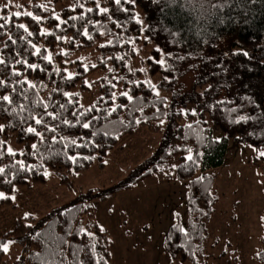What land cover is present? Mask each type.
I'll return each mask as SVG.
<instances>
[{"label":"trees","instance_id":"obj_1","mask_svg":"<svg viewBox=\"0 0 264 264\" xmlns=\"http://www.w3.org/2000/svg\"><path fill=\"white\" fill-rule=\"evenodd\" d=\"M58 2L60 4L57 6ZM72 3L73 0H51V2L50 0H29L26 11L44 17L43 22L37 25L30 17L12 18L11 23L7 24L2 32L13 35V38L19 35L26 36L23 30L15 27L16 24L24 23L30 31L36 33L29 39L37 43L38 46L43 45L53 51L56 66L67 67L73 72L82 71V66L62 63L63 58L56 55L61 48L71 53L72 60H76L77 57H85L83 63L97 64L96 69H90L84 76L77 79L74 85L62 83V87L66 91L80 93L78 99L85 106L91 104L100 95H105V98H108L107 89L101 88L100 84L106 83L102 79L103 77L107 76L111 79L113 75L125 77L124 81H113L117 84V87L112 89L117 92V104L128 103L125 98L119 96L121 91L127 89L133 90L130 94L134 97H143V101H136L128 108L119 110L105 120L94 121L95 128L84 130L77 127L66 129L60 133L68 136L69 139L84 136L85 141L89 138L105 141L109 146L102 150L93 149L91 146L82 149H65L62 143L54 144L51 147L53 152L56 150L67 151L70 155H97L96 160L80 159L76 164H71L64 156L50 158L47 143L38 144L39 154L27 157H5V163L20 159L25 160L26 164L35 165L37 169L35 173L28 174L30 183L17 181L14 182V186L16 188L19 186L29 187L32 184L44 182L45 178L41 173L45 168H49L55 173L60 183L73 188L74 172L83 170L93 163L103 166L104 156L118 141L113 138L116 135H120V138L129 136L141 127L151 132L160 133L162 143L144 158V164H142L144 167L111 190L127 188L141 178L153 174L173 175L181 180L187 179L189 224L184 232H187L188 235L185 236L184 232L170 226L165 235L164 247L168 255L171 254L175 260L187 261L189 264H197V262L204 264L205 258L208 256V225L216 202V195L210 188L212 170L223 163L227 139L237 137L240 141L247 142L257 149H264V0H175V2L172 0H137L136 5L131 8V15L139 16L144 22L143 25H137L135 19H129L128 14L125 13H116L113 16V20L119 17L120 20L127 21L123 28L115 27L112 21L101 15L89 14L94 21H100L104 25V27L88 25L90 33L94 37L93 41H87L83 36L76 34L77 29L82 30L81 21L69 20L68 23L75 24L76 28L67 27V31L63 32L56 29L55 25L58 22L51 19L50 12H44L36 7L39 4H48L50 9H55L60 13L62 19H67L69 16L78 15L81 11L78 9L74 13L68 10ZM101 3L102 6L113 7L110 3H104V0H101ZM5 4H0V9H3ZM124 6L129 7V5ZM85 7H95V5L86 2ZM135 8L139 9L138 14H136ZM12 12L16 11L8 6L7 9L0 11V16H8ZM111 14L110 12L109 15ZM3 22L0 20V23ZM41 27L48 31H55L57 35L75 36L79 44L83 46L73 47L71 44L55 41L54 37H41L38 34ZM141 28L143 31L140 30ZM107 30H110V34L99 35L100 32ZM117 36L120 37L119 42H117ZM129 36L135 39V44L124 43ZM109 39L114 41L113 46L103 49L98 46ZM0 41H7V35H0ZM2 47L3 43H0V48ZM25 47L24 41H18L17 45L4 50L5 58L13 55L16 50L23 51ZM133 48H137L138 51L133 53ZM157 48L161 50L159 53L155 51ZM87 50L94 51L91 58L82 55ZM29 51H31L30 48ZM244 52H247L248 55H243ZM125 54L126 59L123 62L107 60V66L114 67L115 73H109L106 67L99 66L101 58L106 59L108 56ZM149 57L152 59L150 60ZM158 58H163L166 63L163 66L158 65L155 62ZM28 59L30 63L37 62L42 66L45 63L38 57L29 56ZM137 61L141 62L140 66L135 65ZM51 67L49 66V70ZM140 68L147 71L141 72ZM17 70L24 72V76L33 82L38 84L42 82L48 85L47 88L39 89V97L46 100L48 93L55 85L51 84L45 74L32 73L20 66H17ZM184 73L189 76L188 90L176 93L174 86L178 84V76ZM165 76L168 77L167 80L164 79ZM84 79L97 82L92 88L95 90V94L91 95L89 101L85 103L82 101V92L89 96L90 91L84 88ZM131 80H151L160 91L161 96L165 98L164 103L168 107H164L160 103L146 84H141L140 88H136L135 85L129 83ZM57 82L61 83L59 78H57ZM3 94L8 93L0 90V95ZM29 95H33L31 90ZM55 99L63 102L65 98L55 95ZM187 104L195 105L197 116L181 121L182 109ZM101 107L107 108L108 105L102 104ZM133 107L136 109L143 107V113L136 110L130 116L129 109ZM156 108H160L159 113H156ZM94 115L103 116L104 113L99 112ZM205 115L209 122L205 119ZM157 116L159 119L156 118ZM240 116L248 117V119L237 123ZM133 117L139 118L141 123L138 125L133 123L130 127H124L119 123L115 125L110 123V121H119L121 118L127 122ZM69 118L72 119L70 115ZM17 119L13 117L12 120H9L6 114L0 113V124H5L8 127L7 134H0V139H5L8 142L12 137V140L20 144V148L15 151H26L27 146L33 141L27 135L22 136L19 127L13 130L11 125L15 124ZM161 120L164 121L163 124H161ZM189 124L192 125L191 128L188 127ZM101 125L108 126L107 130L110 136L90 137V133ZM213 128L221 130L220 138L212 136ZM78 142L83 141L78 139ZM189 148L192 149L196 160L194 165L183 159L188 155L187 149ZM253 162L264 166V158L259 155L254 156ZM42 164L44 167H40ZM173 164H182L185 168L173 169ZM161 168L164 169L163 173L160 171ZM200 177L204 179L199 180ZM198 180L199 182H197ZM0 191L12 195L7 185L0 186ZM10 202L0 201V207ZM27 224L34 225L35 230H38L42 236L32 238L33 229L24 227ZM69 226L73 232L79 227H85L88 231L96 233L97 244L94 254L91 251L92 240L90 238L79 235L68 236L66 239L80 248L87 245L86 251L91 256L90 264H95L100 257H104L109 264L107 236L104 232H98L91 208L82 200L71 202L49 213L38 222H35L33 216L27 220L17 219L13 228L6 231L5 235L7 238L17 241L16 244L20 248L17 257L23 260V264H51L53 260L57 262L61 260L60 255H53V241L57 237L64 236ZM262 228L261 249L257 256L260 264H264V219ZM169 235L171 239L168 238ZM72 250L75 251L74 248ZM59 251L63 256V264H78L76 256H69L68 245L61 246ZM77 256L83 261L85 252L81 251L77 253ZM15 260V264H20L17 258ZM0 264H5L3 253H0ZM85 264H89V262L85 261Z\"/></svg>","mask_w":264,"mask_h":264},{"label":"rangeland","instance_id":"obj_2","mask_svg":"<svg viewBox=\"0 0 264 264\" xmlns=\"http://www.w3.org/2000/svg\"><path fill=\"white\" fill-rule=\"evenodd\" d=\"M2 3L7 0H0ZM28 3L29 0H12L9 7L26 11ZM18 4L23 8H17ZM135 12L138 14L139 9L135 8ZM93 52L87 50L82 55L91 58ZM140 64V61L135 63ZM178 77L174 91L188 90L189 76L184 73ZM89 91V96L82 92L84 103L95 94L94 89ZM196 116L195 105L187 104L180 120ZM205 119L208 121L206 115ZM221 135V130L212 129L214 138ZM161 143L160 133L143 127L137 129L132 135L118 139L107 151L103 158L107 164L97 166L93 163L78 171L79 175L74 174L73 188L60 183L55 173L47 168L51 175L44 182L17 187L19 191L12 193L17 196V202L0 207V241L12 239L6 237V231L12 229L25 212L31 213L38 222L53 211L82 200L90 206L97 226L103 225L106 229L109 264H169L165 235L170 226L185 230L189 224L187 179L153 174L127 188L111 190L141 170L144 158ZM7 144L14 150L20 148L12 137ZM260 151L264 149H257L237 137L227 139L223 163L212 170L210 188L216 195V202L208 225V256L204 264H260L257 256L263 234L264 166L253 162ZM110 208L115 212L109 211ZM19 251L16 243L11 245L10 252L3 254L5 264H15ZM175 264L189 263L175 260Z\"/></svg>","mask_w":264,"mask_h":264},{"label":"snow or ice","instance_id":"obj_3","mask_svg":"<svg viewBox=\"0 0 264 264\" xmlns=\"http://www.w3.org/2000/svg\"><path fill=\"white\" fill-rule=\"evenodd\" d=\"M86 2L94 4L95 7H85ZM172 2H175V0H172ZM104 3H110L111 5H113V7L110 8L102 6L101 0H73V3L69 6L68 10L74 13L77 12L78 9L81 11L78 15L69 16L67 19H62L60 13L56 12L55 9H50L48 4H39L36 5V7L42 9L44 12H50L51 19L58 22L55 25L56 29H59L63 32L67 31V27L76 28L75 24L68 23L69 20L81 21L82 30L77 29L76 34L79 36H83L84 38H86L87 41L94 40V37L90 33L88 25H93L94 27L96 25H99L100 27H104V25L101 24L100 21H94L91 15L89 14L101 15L105 19L112 21L115 27L123 28L125 27L127 21L120 20L119 17L113 20V16L116 13H125L128 14L129 19H135L137 25H143L144 22L141 18H139V16L133 17L131 15V8L136 5L137 0H104ZM11 4L12 0H7V3L3 6V9H0V11L7 9L8 6ZM124 5H129V7H125ZM15 6L17 8H23V6L19 4ZM110 12L112 13L111 15H109ZM21 16L30 17L31 20L36 22L37 25H40L45 19L44 17L36 15L31 11H16L10 13L8 16H0V20L4 21L3 23H0V35H7V41H0V43H3V47L0 48V90H3L8 93L0 95V113L6 114L9 120H12L13 117L18 118L16 120V123L11 125V127L13 128V130H15L16 127H19L21 135H27L33 141L30 145L27 146L26 151L21 150L17 152L7 144V141L5 139H0V165H3L0 166V186H9L10 191L12 193H16L19 191V189L14 186V182L23 181L25 183H30L28 174L35 173L37 169L35 165L26 164L25 160L20 159L12 160V162L10 163H5V157H27L39 154L40 149L38 147V144L47 143L48 149L50 151V158H59L60 156H64L67 158L68 161L71 162V164H76L77 161L80 159L96 160L97 155H70L67 151L61 152L60 150H56L53 152L51 151V147L54 144L62 143L65 149H82L91 146V148L93 149L102 150L104 147L109 146L106 144L105 141L93 140L91 138L85 141L84 136H78V138L69 139L68 136L61 135L60 133L66 129H75L77 127L82 128L84 130L95 128L96 125L94 124V121L105 120L108 117H111L114 113H117L119 110L128 108L129 105L134 104V102L143 101V97H134V95L130 94L133 90L127 89L121 91L119 93V96L125 98L128 103L117 104V92L112 91V89H115L117 87V84L113 83V81H124L125 77L122 75H113L111 79H109L107 76L103 77L102 79L106 81V83L100 84L101 88L107 89L106 94L108 98L106 99L105 95H100L91 104L85 106L83 103L80 102V99H78L80 97V93L66 91L62 87V83H70L74 85L77 79L84 76V74L89 72L90 69H96L98 65L95 63L91 65L83 63V61L86 59L85 57H77L76 60H72L71 53L64 48H61L59 49V52L56 53V55H59L63 58L62 63L65 65L76 64L82 66V71L73 72L70 71L67 67L61 68L59 66H56L54 64L53 51L49 50L43 45L38 46L37 43H34L31 39H29L30 37L36 35V33L30 31L29 27L24 23L16 24L15 27L17 29L23 30V33H26V36L19 35L16 36V38H13V35H9L7 33L2 32L6 25L11 23L12 18H19ZM61 26L66 27L62 28ZM140 30L143 31V28H141ZM38 34L41 37L45 38L54 37L55 41L68 43L73 45V47L83 46L79 44L75 36L68 37L67 35H57L55 31H48L47 29L42 27L39 29ZM106 34H110V30L99 33V35L101 36H104ZM119 39L120 37L117 36V42H119ZM18 41H24L26 43V47L23 51H14V54L9 55L6 59L4 55V50L10 48L13 45H17ZM124 43L135 44V39L129 36L127 40L124 41ZM113 45L114 41L109 39L105 43H101L98 46L103 49ZM29 48L31 49V51H29ZM132 51L133 53H136L138 49L133 48ZM155 51L159 53L161 50L157 48ZM243 55L247 56L248 53L244 52ZM29 56L38 57L39 60L45 62L44 65L42 66L40 63L37 62L30 63L28 59ZM125 59L126 54L108 56L106 59L101 58L99 66L106 67L109 73H115L116 70L114 67L107 66V60H117L123 62L125 61ZM149 59L151 60L152 58L149 57ZM180 59H183V57H180ZM155 62L160 66H163L166 63L163 58H158ZM17 66H20V68L26 71H30L32 73H44L46 78L51 82V84L55 85V87L51 88L46 100L44 98L39 97V89L47 88L48 85L42 82L38 84L29 80L26 76H24V72L17 70ZM49 66H52L51 70H49ZM139 71L146 72L147 70L144 68H140ZM57 78H59L61 83L57 82ZM164 79L167 80L168 77L165 76ZM95 83L97 82L88 79L83 80V86L86 89H92ZM129 83L135 85L136 88H140L141 84H146L149 89H151V91L155 94V97L159 99L160 103H162L164 107H168V105L164 103L165 98L161 96L160 91L157 90L156 85L153 84L151 80H131L129 81ZM30 90L33 95H29ZM55 95H59L65 99L62 102L61 100L55 99ZM102 104H107L108 107L102 108ZM136 110L143 113V107H140L139 109L133 107L129 109V115L132 116L134 111ZM155 111L156 113H159L160 108H156ZM232 111H235V109H232ZM99 112L104 113V115H94V113ZM192 114L195 115V111H193ZM69 115L72 117V119L69 118ZM156 118L159 119L158 116ZM247 119L248 117L240 116L236 122L239 123L240 121H244ZM160 122L161 124L164 123L163 120H161ZM110 123L112 125L119 123L124 127H130L133 123L137 125L140 124L141 120L139 118L133 117V119L125 122L124 119L121 118L119 121H110ZM188 127L191 128L192 125L189 124ZM107 128V125H101L95 131H92L90 133V137H97L101 135L103 137H109L110 133ZM7 131L8 127L5 124H0V134L6 135ZM113 138L118 140L120 139V135H116ZM78 139L83 142H78ZM187 152L188 155L183 159L193 165L196 164V160L192 154V149H187ZM259 157L264 158V151L259 152ZM103 163L107 164L108 161L103 160ZM40 167H44L43 164L40 165ZM172 168L184 169L185 166L182 164H173ZM160 171L163 173L164 169L161 168ZM74 174L79 175V172L76 171L74 172ZM41 175L46 179L51 175V173L48 172L45 168ZM177 178L179 179V177ZM203 179V177L199 178V180ZM199 180L197 182H199ZM0 201H11L13 203H16L17 196L7 195L4 191H0ZM109 211L115 212V209L110 208ZM61 215H63V213H61ZM175 215L179 216V213H176ZM30 217L31 213L25 212L23 214L22 219L27 220ZM262 219H264V217H262ZM65 223L68 222L65 221ZM24 227L33 229V233L31 234L32 238L42 236V234L38 230H35L34 225L32 224L24 225ZM97 228L98 232L100 233L106 231L103 225H98ZM178 230L184 232L183 228H179ZM79 235H83L84 237L90 238L92 240L91 251L93 254L95 253L97 244L96 233L88 231V229L85 227H79L75 230V232H73L71 226H69L67 231H65L64 236L57 237L53 241V255H60L61 260L59 262L53 260L51 264H63V256L59 251V249L63 245L69 246V256H76L78 264H85V261L89 262L90 264L91 256L86 251L87 245H85L84 248H80L72 244L70 240L66 239V237L68 236L75 237ZM184 235L187 236L188 233L184 232ZM168 238L171 239V236L169 235ZM15 243H17V241L14 239L0 241V253L8 254L10 252V246ZM73 248L75 249V251L72 250ZM224 250L225 252H227L228 249L225 248ZM81 251L85 252V259L83 261H81L77 256V253ZM17 260L20 261V264H23V260L20 257H17ZM101 261H103V264H108V261L104 257H100V259L96 260L95 264H101ZM169 264H175V259L172 257L171 254L169 256Z\"/></svg>","mask_w":264,"mask_h":264}]
</instances>
